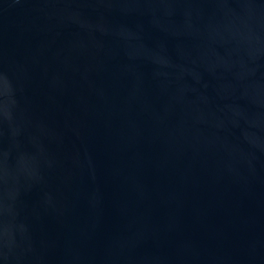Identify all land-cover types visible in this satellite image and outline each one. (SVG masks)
Returning a JSON list of instances; mask_svg holds the SVG:
<instances>
[{
  "label": "water",
  "instance_id": "95a60500",
  "mask_svg": "<svg viewBox=\"0 0 264 264\" xmlns=\"http://www.w3.org/2000/svg\"><path fill=\"white\" fill-rule=\"evenodd\" d=\"M0 264H264V0H0Z\"/></svg>",
  "mask_w": 264,
  "mask_h": 264
}]
</instances>
